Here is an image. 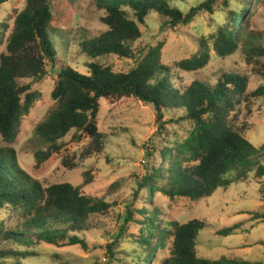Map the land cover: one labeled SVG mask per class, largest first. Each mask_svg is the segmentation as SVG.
I'll return each instance as SVG.
<instances>
[{"label":"trees","instance_id":"1","mask_svg":"<svg viewBox=\"0 0 264 264\" xmlns=\"http://www.w3.org/2000/svg\"><path fill=\"white\" fill-rule=\"evenodd\" d=\"M177 1L94 0L96 9L103 13L100 23L107 30L78 44L80 52L91 60L87 75L67 66L60 68L50 93L54 108L34 131L37 141L46 146L34 155L37 167L60 152L62 140L72 131V138L83 135L90 141L91 153H100L105 139L97 127L99 101L133 97L153 107L160 132L168 124L190 125L184 139L157 149L160 164L138 184L134 201L142 190L150 203L155 194L199 201L250 176L264 178V145L256 148L245 138L252 105L264 98V84L249 91L247 76L224 72L214 84L197 79L177 88L172 84L171 67L161 62L162 44L145 54H135L132 49L141 38L140 27L150 17H155L161 28L173 29L188 25L204 10L211 13L214 3L208 0L184 14L174 4ZM254 1H247L239 11L230 10L228 24L208 37L217 58L225 60L241 50L248 64L261 66L264 46L242 21ZM10 2L0 0V9ZM74 2L25 0L24 8L13 12L12 31L5 42L0 35V46H5L0 53V137L7 145L0 147V209H12L23 220L14 229L0 226V264H25L29 257L37 256L32 248L40 244L58 248L79 245L87 250L79 235L92 231L91 221L111 208L68 183L44 188L20 166L16 151L8 147L15 142L23 118L41 97L29 85L18 82L39 79L45 75L47 63L55 65L57 50L52 35L59 31L58 22L66 19ZM0 27L7 29L5 24ZM209 52L208 42L200 40L198 53L177 62L176 69L200 73L209 65ZM109 56L133 60L135 67L127 73H114L98 63ZM256 217L264 219V215ZM118 223L112 238L115 243L125 237L136 242L141 250L136 264H263L199 257V235L208 228L197 219L164 221L147 205L136 208L128 203ZM232 231L228 228L216 235L227 237ZM106 249L110 257L115 255L114 244Z\"/></svg>","mask_w":264,"mask_h":264},{"label":"rangeland","instance_id":"2","mask_svg":"<svg viewBox=\"0 0 264 264\" xmlns=\"http://www.w3.org/2000/svg\"><path fill=\"white\" fill-rule=\"evenodd\" d=\"M208 0H179L174 4L184 14ZM250 0H214L212 12L206 10L198 13L188 25L173 29L161 28L155 17L146 20L140 27L141 38L132 49L135 54H145L149 49L162 44L161 62L171 67L172 84L177 88L186 87L194 80H206L214 84L217 77L224 72L243 74L249 79V91L256 90L264 84V58L260 65L248 64L241 50L222 60L212 51L209 36L220 26L228 24L229 11H239ZM226 2V3H224ZM25 0H11L0 9V35L5 42L12 31L13 12L24 8ZM252 4V5H251ZM103 13L98 11L94 0H75L68 16L58 22L57 33L52 39L57 50L54 66L45 67V75L39 79L19 81V85H29L31 91L40 93L29 114L22 120L20 132L15 142L8 146L18 156L20 166L44 188L54 184L68 183L93 198L110 204L105 215L96 216L91 224L94 229L80 234L86 242L87 250L79 245L54 247L40 244L32 248L37 256L29 257L25 264H136L141 254L136 242L125 237L115 243L112 236L118 227V217L124 213L125 205L134 207L147 205L156 210L161 220L187 222L197 219L204 222L207 230L200 233L197 253L208 260L242 259L248 262L264 264V178L250 176L246 181L232 184L228 188H219L209 198L191 201L184 198L168 199L155 194L150 203L147 192L140 191L134 201V191L146 174L160 164L157 149L169 146L175 140H182L190 129L188 123L168 124L165 130L158 129L155 123L153 107L133 98L101 99L97 117V127L104 135V147L98 154L91 153L90 141L83 135L72 138L74 132L62 140V149L54 153L39 167L34 155L45 150L34 135L38 124L46 119L54 108L50 93L54 88L61 67H70L82 75L88 74L91 60L78 48L80 41L96 37L107 28L100 23ZM245 22L257 40L264 46V0L250 3L249 11L244 16ZM236 33H238L236 31ZM200 40L208 42L211 60L206 69L200 73H182L176 69V63L198 53ZM5 46H0V53ZM109 66L114 73H127L135 67L133 60L109 56L98 60ZM169 116L175 118L176 115ZM248 130L245 138L254 147L264 145V98L255 100L251 115L247 120ZM7 146L0 137V147ZM154 151V152H153ZM22 219L12 209H0V226L7 229L17 228ZM231 228L227 237L217 236V232ZM114 244L115 255L110 257L107 246ZM3 246L0 245V249ZM27 250L26 248L22 249ZM159 252L156 256H159ZM10 264H13L10 262Z\"/></svg>","mask_w":264,"mask_h":264}]
</instances>
